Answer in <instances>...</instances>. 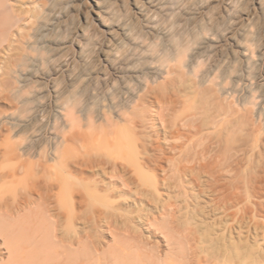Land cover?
<instances>
[{"label":"rangeland","instance_id":"rangeland-1","mask_svg":"<svg viewBox=\"0 0 264 264\" xmlns=\"http://www.w3.org/2000/svg\"><path fill=\"white\" fill-rule=\"evenodd\" d=\"M174 3L176 5L167 18H162L169 25L172 37L179 40L174 46H165L164 38L156 37L154 32L142 27L141 21L135 18L132 0H123L118 11L121 20H133L132 42L123 39L118 45L106 27L100 24L98 17L91 12L83 17L79 11L80 0H58L61 9L58 16L45 13L34 25L26 27L17 50L0 65V196L7 199H11L15 193L23 196L26 185L30 184H27L28 180L33 179L32 176L24 177L22 172L16 177L18 179L10 178L19 160L28 159L34 161L33 164L38 162L33 168L35 177H40L43 172L54 176L61 164L59 154L65 151L71 155L68 167L74 175L91 183L97 179L108 180L98 175V170L82 165V152L85 150L80 144L82 138L76 139L78 142L69 140L70 148L66 145V138L76 132L86 135L105 123L108 117L117 120L118 113L133 103L147 84L161 82L167 77L166 68L170 60H178L180 74L176 86L180 94L190 92L191 86L215 83L226 100H236L242 107L253 110L252 121L258 128L254 134L258 139L255 142L246 140L245 131L239 136L243 152L240 151L242 159L239 164L240 177L236 181L240 182V185L237 183V196L231 192L232 174L223 170L222 166H215L216 170L205 168L201 171L205 173L196 172L198 179L187 175L189 179L184 177L182 182L185 185H172L173 188L166 184L159 185L160 201L163 203L169 197L171 202H175L177 210L173 218L178 219L174 221L172 218L171 221L179 224L176 228V225L172 226L174 222H166L169 231H164L174 241L186 242L193 235L199 237L196 239L202 245L217 242V250L227 246L232 259L239 257L240 262L231 260L238 261L234 264H251L248 261L252 257L259 253L264 256V0H174ZM103 21L115 28L114 20ZM44 24H49L48 30L42 29ZM79 25H83L82 32L77 30ZM107 50L115 54L113 61L105 60L104 52ZM150 65L158 69L149 68ZM236 78L238 84L235 86ZM216 141L213 140L210 145L215 146ZM217 143L218 150L213 147L209 153H216L217 156V152H220L223 155V145ZM11 148L13 153H6ZM209 150H212V146ZM222 155L219 154L221 159L214 156L217 162L220 160L216 164L221 165ZM221 170L223 174H219ZM37 172L42 173L38 175ZM57 190H51L55 203V207H50L51 217L52 213L59 211L55 202L57 196H54ZM130 191L122 197L116 195L117 199L114 193L102 198L92 207L97 210L76 203L75 209L80 214L77 221L67 223L63 218L55 232L68 236L74 233V229L80 234L94 231L96 238L107 248L116 237L126 238L127 232L123 228L127 224L126 227L130 226L128 228L132 227V230L138 227L144 238L160 245L158 252L161 256L156 259L157 264L161 260L166 261L168 254L173 253L170 248L177 247L175 244L178 245L179 241L173 242L171 238L173 245L168 247V244H164L163 232L153 227L156 233L153 231L152 234L145 227L149 224L136 221L138 210L142 214L146 212V215L153 213L158 216L157 211L161 207L159 196L152 190L153 194L147 192V189L143 199V196L134 195V189ZM102 193L100 191L99 194ZM30 195L34 201L39 198L35 189ZM152 197L157 203L149 200ZM32 203L18 210L14 230L17 233L19 230L26 240L30 236L41 240L49 233L47 228L45 234L46 227L52 229L54 225L51 217L48 216L49 219L41 213L42 206L36 204L38 201ZM108 207L110 210L119 209V213L121 211L122 220L119 219L122 223L114 219L111 226V222L105 221L106 218L98 215L100 220L96 217L98 212ZM161 218L159 221L162 223ZM110 226L112 232L107 228ZM38 228L41 229L37 230L39 235L35 232ZM53 229L50 230L49 239H54ZM4 242V236L0 234V264H20L10 262V252ZM12 242L16 246L17 257L26 258V251L18 237ZM232 242L237 245V254L235 249L232 252ZM25 245L29 249V245ZM48 245L51 253L58 252L59 246L54 241L50 240ZM148 249V252L152 251ZM231 262L227 260L222 263ZM257 264H264V259Z\"/></svg>","mask_w":264,"mask_h":264},{"label":"bare ground","instance_id":"bare-ground-1","mask_svg":"<svg viewBox=\"0 0 264 264\" xmlns=\"http://www.w3.org/2000/svg\"><path fill=\"white\" fill-rule=\"evenodd\" d=\"M122 2L123 0H80L79 11L83 17H86L87 12H91L98 17L100 24L106 27L107 32L112 35L111 37L119 45L123 39L134 41L131 33L135 28L132 19L121 20L119 18L118 11ZM132 4L136 15L135 18L141 21L144 29L154 32L156 37L164 38L166 40V42H163L165 46H174L178 43V38L172 37L169 25L162 19L163 17L167 18L169 12L173 10L174 0H132ZM49 12L54 16H58L61 13L58 0H0V65L8 59L13 51L17 50L19 39L25 35L26 27H31L38 18ZM101 17L103 18L102 20ZM103 20H114L115 28L108 26ZM40 26L42 27V25ZM46 28L47 30L49 29V24L43 25L42 29ZM77 30L82 32L83 25H79ZM114 55L111 50L104 52V58L108 61H113ZM171 62L170 60L167 63V77L161 82L147 84L133 103L127 105L125 109L118 113L119 117L117 120L108 117L105 123L96 126L90 133L80 135V133L76 132L70 138H66L68 148L72 147L69 140L78 142L76 139L82 138L83 141L80 144L85 149L83 150L84 152L81 150L84 153V163L82 165H85L86 168L98 170V175L100 174L108 180L97 179L91 183L85 182L84 178L83 181V179L74 175L68 167V159L71 156L68 155V151L59 154L61 164L58 170L55 169L54 176L43 172L40 176L43 179L42 182L39 181L40 177L38 176L42 172L40 174L37 172L38 177H35L33 172L34 164L38 163L36 161L33 164L34 161L21 159L13 169L11 168V176L8 173L10 178L12 177L15 180L18 174L22 172L24 177L32 176L33 179L30 178L31 182L28 180L27 184L32 183L31 185H26L25 189L23 187L25 190L23 196H19L16 193L11 199L0 196V234L4 236V243L7 244V249L10 252V262L16 261L20 262V264H157L156 259L161 256H159L158 252L160 251L158 249L160 245L155 241L152 242L144 238L138 227L136 229L133 228L134 230H132V227L129 229L128 227L130 226L126 227V222L123 230H125V233L127 232V235L122 232L126 235V238L125 236L122 238L118 237V239L116 237L113 244L107 248H104V244L96 238L94 231H84V234H80L77 229H74V233L66 236L63 233L57 234L55 232L57 231L56 227L61 224L63 218L67 223L77 221L80 214L75 209L76 203L85 204V206H88L87 208L91 209L96 206L95 203L97 201L99 202L102 198L109 197L112 193L115 194L114 198L117 196L122 197L128 191V193H131L130 190L134 189V195L140 198L143 196L144 199L145 192L148 189L147 192L151 193L150 190L154 191L159 196V202H161V193L157 191L159 185L166 184L167 186L174 185L176 187L179 184L185 185L186 183H182L184 177L188 179L189 177H196L198 179L196 172H201L208 167L209 169H215V166L216 168L222 166L223 170L230 172L232 174V180L230 181L235 182L234 185L232 182L230 184L233 187L231 192L235 196H237L236 194L239 195L237 189L240 182L236 181L240 177L239 164L242 159L240 154L243 152V149L241 150L242 141L239 136L245 131L244 135L247 136L245 139L247 138L253 142L258 139L254 134L258 128L255 127L252 121L253 110L249 107H242L239 103H236V100V102L226 100L220 94L221 90L219 91L213 82L196 87L191 86L190 92L180 94L176 86L178 75L180 74V62L178 60ZM149 68H153V66L151 67L150 65ZM153 69L157 70L158 68ZM237 80L238 78L235 79V86L238 84ZM213 140L214 142L217 140L216 143L220 142V145H223V155L217 152V156L216 153H213L214 155L211 153V156L209 152L213 151V147L218 150L217 145L219 144L210 145ZM246 140L244 141L246 142ZM220 145L219 147H221ZM211 146L212 150H209ZM6 153H13V149H8ZM219 154L223 156L221 165L216 164V157ZM79 156L81 157V155ZM156 169H158V172ZM219 172V174H223L222 170ZM226 172L225 174L229 175ZM210 174L212 175L213 173L211 172ZM228 177L225 178L229 180L230 178ZM227 183L229 182L227 181ZM54 188L58 189L56 191L57 195L54 194V196H57L55 202H57L56 207H58L59 211L54 210L56 212L52 213L51 217V213H49L50 207H55L54 199L52 200L53 194L51 193ZM32 189L37 190L39 195V198H35V201L30 195ZM98 191L99 193L100 191L104 193L99 194ZM21 193L22 191L19 192V194ZM235 198L234 200L236 201L237 197ZM151 199L153 201V197L149 198V200ZM32 202L40 204L42 206L40 208L42 209L41 213L47 218L51 217L54 225V229L52 228V238L54 239L48 238L50 230H52L48 226H44L46 227L45 234L47 228L49 233L47 232L46 237H41V240L32 238V236L26 240L22 238L19 230L18 233L17 230H14V223L16 222L14 218L19 212L18 210L30 203L33 204ZM159 206H161L159 210L157 208L159 214L156 213L158 216L153 215V213L149 216L148 214L146 215V212L143 213L145 215L143 216L138 210L136 221H144V224H149L145 227H148L147 230L152 231V234L153 231L156 233V228L163 232L165 236H161H164V244L166 246L168 244L169 247L173 245L172 241H179H174L167 234L168 232L165 233L164 231L166 229L169 231L166 222L170 224V222L173 223L178 219L173 218V215L176 216L175 211L177 209L175 210V208L177 207L175 202L170 201L169 197L163 203L161 202ZM110 209L108 207L107 210H101L96 217L100 219L99 215L101 218H106L107 220L105 219V221L111 222V226L114 225L112 224L114 219L115 221L118 219V222L122 223L120 221V219L122 220V217H120L121 211L119 213L117 212L119 209ZM142 210L145 211V209ZM159 217L163 218L164 221L162 220V223L159 221ZM172 218L174 221H171ZM126 221L128 222L129 220ZM175 225L174 222L172 226ZM111 226L107 228L112 232ZM177 226L179 224L176 225V228ZM40 228L35 229V232L41 230ZM179 228L182 230L181 227ZM191 236L192 238H190ZM191 236H187L190 240H185L186 242L180 240L178 245L174 243L177 247L173 246L170 248V252L173 253H169L171 255L168 254V259L166 261L161 260V263L158 264H217L227 260H230V262L235 259L239 260V257H233L234 259H232L230 256L231 250L230 248L228 250L227 246L226 248L221 246L222 249L217 250L216 241L214 245H210L211 242L202 245L198 241L199 237H196L198 238L196 239L193 235ZM17 237L21 241L20 245L26 251V258L19 259L15 253L16 246L13 244L12 239H17ZM50 240L59 246L57 253L54 252L53 254L48 250V246L51 245H48ZM200 242L202 241L200 240ZM233 243L231 246H233ZM25 244L29 245V249H26ZM235 244L231 248L232 252L237 248ZM148 247L152 250L150 251L151 253L148 252ZM263 259V254L260 255L259 253L248 262L257 264ZM236 261L231 263L234 264Z\"/></svg>","mask_w":264,"mask_h":264}]
</instances>
